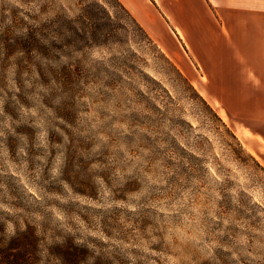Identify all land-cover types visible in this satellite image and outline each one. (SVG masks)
I'll return each instance as SVG.
<instances>
[{"label":"rangeland","instance_id":"obj_1","mask_svg":"<svg viewBox=\"0 0 264 264\" xmlns=\"http://www.w3.org/2000/svg\"><path fill=\"white\" fill-rule=\"evenodd\" d=\"M160 32L118 0H0V239L31 228L29 264H264V100H212Z\"/></svg>","mask_w":264,"mask_h":264},{"label":"crops","instance_id":"obj_2","mask_svg":"<svg viewBox=\"0 0 264 264\" xmlns=\"http://www.w3.org/2000/svg\"><path fill=\"white\" fill-rule=\"evenodd\" d=\"M118 1L154 40L161 39L160 28L163 36L168 31L175 37L210 79L204 84H211L206 92L212 100H225L222 94H234L236 84L258 95L243 99L264 100V0Z\"/></svg>","mask_w":264,"mask_h":264},{"label":"trees","instance_id":"obj_3","mask_svg":"<svg viewBox=\"0 0 264 264\" xmlns=\"http://www.w3.org/2000/svg\"><path fill=\"white\" fill-rule=\"evenodd\" d=\"M36 26H30L26 38L32 48H36L40 45V37L38 35ZM185 78V77H184ZM186 79V78H185ZM187 84L192 88L189 80ZM202 100V99H201ZM203 101V100H202ZM251 159L255 161L253 156L247 153ZM32 236V229L25 228L22 230H16L7 239H0V264H29L32 262L33 251L31 244L26 240L27 236ZM56 246V245H55ZM56 253L63 262L76 261V250L71 245L68 247L66 244L57 243Z\"/></svg>","mask_w":264,"mask_h":264}]
</instances>
